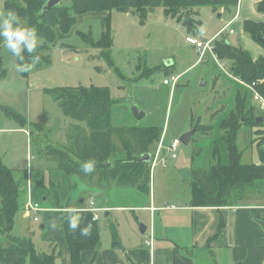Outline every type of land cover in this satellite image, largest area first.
<instances>
[{"label": "rangeland", "instance_id": "1", "mask_svg": "<svg viewBox=\"0 0 264 264\" xmlns=\"http://www.w3.org/2000/svg\"><path fill=\"white\" fill-rule=\"evenodd\" d=\"M8 1L11 0H0V14L6 15L9 11L5 7ZM249 1L251 0L241 3L242 17L226 28L223 39L234 47H242L251 52L255 57L264 56V47L243 29V21L247 17L256 22H264V14L259 13L254 4L250 14L247 7ZM63 2L68 4L67 0ZM198 10L199 19L203 24L192 33L176 20L166 17L163 8H157L151 13L145 23H141L140 18L132 12H112L110 27L114 44L110 52L111 63L101 56L100 49L91 47L80 36L91 35L95 42L100 39L105 30V17L102 18L99 13H94L95 17H92L91 13L78 16L76 25L68 34H61L59 31L50 50L51 64L35 63L27 76L17 70L20 67L17 57L6 45L3 46L0 52V158L17 178L22 203L27 201L24 192L27 186L32 184L33 193L39 195L44 191V182L40 181V178L46 179L47 187L50 172L66 174L58 169L53 149L73 155L75 136L78 130H87V125L66 116L49 91L78 86L110 89L114 102V126L158 127L162 132L161 146L164 149L170 148L174 141L180 142L178 160L167 170L164 169L168 166L162 169L157 167L152 179L154 181L155 178L156 190L165 191L169 186L162 188L159 177L166 176L167 173L169 179L172 173L177 174L182 184H177L178 189L175 191H178L180 197L173 198L178 201L184 199L190 186V179L186 178V174L191 170L193 157L195 166L197 161L205 168L212 158L209 156L210 139L205 142L199 139L200 133H206L207 130L197 131L200 133L189 145L182 144L180 138L194 128L197 130L198 124L208 125L212 116L210 109L222 97L229 95V90L222 87L223 83L218 82L219 75H212L213 67L209 62L200 63V60L194 65L200 56L187 42V37L192 36L191 38H197L204 43L213 41L206 36L218 32L234 17L235 11L216 13L207 6ZM231 30L233 33H230ZM3 40L7 42L5 37ZM189 67L190 69L182 74ZM224 67L228 66L225 64ZM172 74L179 75L177 85H164V81L170 79ZM202 81H207L206 87L201 86ZM229 102L230 99L228 104ZM254 104L257 105L255 101ZM131 105L137 106L146 117L136 121L131 114ZM221 109L220 107V111ZM15 113L24 118L25 126L22 127L20 122L15 120ZM259 127L244 126L239 132L238 146L244 154V163L259 164L261 161L256 140L257 131L262 130ZM157 146L155 144L151 148L150 156L156 153ZM177 162L179 166L176 170L174 164ZM27 171H32L31 182L26 181ZM78 181L81 182L79 179ZM176 181L171 179L165 183L174 185ZM64 186L65 183L61 181L59 192L62 194V200L61 196L55 200L59 205H65ZM73 187L75 189L76 184H73ZM89 195L97 205L103 204L102 195L84 193L83 198L88 200ZM259 200L263 201L264 197ZM104 213H101L99 223L102 230ZM33 217L34 214L25 220L23 214H19L15 233L30 239L41 254H50L53 248L60 252L55 244L45 240L47 231L42 229L45 220L47 225L54 220V214L42 211L37 214L38 222H35Z\"/></svg>", "mask_w": 264, "mask_h": 264}, {"label": "trees", "instance_id": "2", "mask_svg": "<svg viewBox=\"0 0 264 264\" xmlns=\"http://www.w3.org/2000/svg\"><path fill=\"white\" fill-rule=\"evenodd\" d=\"M48 1L11 0L5 4L8 10L15 11L21 17V27L35 28V36L42 37V42L32 53H28L27 48L21 45L23 59L17 57L20 67L31 65L33 61L38 65H50V50L58 32L68 34L76 25L77 17L88 13H104L105 30L96 42L91 35L80 36L91 47L100 49L101 56L111 63L110 52L114 44L110 27L112 12H132L140 18L141 23H145L157 8H163L166 17L176 20L192 33L202 23L198 20L200 7H210L216 13L221 10L232 12L238 9L240 3V0H67L68 4H64L62 0L61 5L42 14V9ZM257 11L264 14V0H257ZM244 31L264 47V22L247 20L244 23ZM7 43L0 36V52ZM214 47L215 57L222 63L230 64V74L244 84H254V90L264 98V56L255 59L251 52L242 47H234L224 39L215 40ZM37 56L39 60H36ZM28 72H22V75L27 76ZM49 92L66 116L87 125V130L80 129L75 136L73 155L53 149L58 169L77 177L89 186L96 179L98 186L104 190L127 187L149 195L152 171L151 163L146 161V157L151 154V148L160 141V129L155 126L115 127L112 123L114 102L108 87H64ZM248 114L250 113H247V116ZM260 117L264 119V113ZM14 118L22 127L25 126L21 115L15 113ZM243 118L246 120L245 101L238 97L236 111L220 124L221 142L228 154L229 164H222L219 148L215 146V163L207 168L192 166L191 207L240 206L238 204L245 200L247 192L252 191L256 197L254 200L258 201L264 197V149L261 147V135L264 132L258 130L256 138L261 163L244 164L242 152L237 145ZM257 118L246 120L247 124L251 127H264V121L257 122ZM200 129H208L209 135L212 133L211 127L200 125L195 133H199L197 131ZM121 155H124V158H118ZM89 160L95 161V167L93 172L85 174L81 170L82 164ZM111 162L113 164L109 165ZM52 193V201L55 202L58 193L54 190ZM23 204L19 183L13 171L4 165L0 158V264H55V253L41 254L30 239L15 233ZM79 215L76 229L70 230V218ZM56 216L63 228L71 264H84L82 253L86 250H96L100 246L99 223L93 220V214L89 211H58ZM84 229L88 232L81 235ZM111 231L112 244L117 247L118 234L113 226Z\"/></svg>", "mask_w": 264, "mask_h": 264}, {"label": "crops", "instance_id": "3", "mask_svg": "<svg viewBox=\"0 0 264 264\" xmlns=\"http://www.w3.org/2000/svg\"><path fill=\"white\" fill-rule=\"evenodd\" d=\"M243 1L244 0H240L234 17L226 25L219 29L218 32L212 33L206 37H209L213 42L215 40H223L224 34L227 30L226 28L242 17L243 10L241 8V3ZM253 4L257 10V0H251L248 2L247 7L250 14H252L251 7ZM220 13L224 14V11L221 10ZM93 14L94 13H91L90 15L95 17ZM99 14L102 18L106 17L104 13ZM198 20H200L199 17ZM247 20L252 19L247 17L245 21ZM200 21L202 22V25L203 21ZM245 21H243V29ZM198 41L202 40L198 39ZM192 46L200 56V51L196 46ZM253 57L255 59L258 58L254 55ZM200 59L201 56L194 65H196ZM204 62H209L212 65V75H219L218 82H221V84L223 83L222 87L229 90V95L222 97L210 109L212 115L211 121L208 125H204L209 126V128L211 127L212 133L209 135L207 133L208 129L206 133L199 132L201 135L199 139L201 142L210 139L208 144L211 146L209 156H211L212 160H209L206 165L209 166L210 164L215 163L213 158L215 146L219 148V155L222 164L228 165V154L221 142V121L236 111L238 97L245 101L246 120L258 117L257 119L259 120L257 122H263L264 119L260 117L263 112L256 104H254L255 100L253 99L252 90L248 88V85L234 78L230 74L229 63H222L217 57L214 58L209 54H207L200 63ZM225 64L228 66L227 68L224 67ZM189 69L190 67L184 70L182 74ZM174 75L176 76V74H172V76ZM201 86L206 87L207 81H202ZM229 99L230 102L228 104ZM220 107L222 108L221 111ZM251 109L254 110L252 111ZM247 113L250 114L247 116ZM145 117L146 114L143 118ZM246 120L243 118V125L240 130L244 126H249ZM198 125H196V127ZM133 127L142 126L133 125ZM259 128L264 132V127ZM197 134L198 133L193 134L190 143ZM263 134L261 135L262 141L264 138ZM160 141L157 143L158 146ZM261 147L264 149L263 142ZM243 157L244 154H242V162ZM118 158H124V155H121ZM177 160L178 159L170 160L168 168L164 170L169 169ZM150 161L151 160H149V162ZM111 164L113 163L111 162L110 165ZM178 166V162L174 164L176 170L178 169ZM191 166H195V160L191 163ZM196 166L205 168L197 161ZM27 172L26 181L31 182V179L33 180L32 171ZM66 174L61 175L56 172L52 174L50 172L49 186L47 187L45 186L46 179L40 178V181L44 182L42 183V190L44 191L39 195L33 193V186L31 184V195L33 200L40 204L43 211L54 214V220L48 225L45 220V225L42 226V229L47 231L46 239H44L51 244H55L56 248L60 250V252H57L56 249L49 246V248H53L52 253L56 254L55 264H71L70 254L68 253L65 244L64 232L56 218V212L89 211L90 208L95 209V212L98 215V223L101 222V213H106H104V220L102 221V223H104V230H102V227L99 224L100 246L96 250H86L82 253L81 257L84 264H264V200H254L256 197H254L255 195L253 191L249 193L247 192L245 200L241 204H238L240 206L195 208L190 205L191 170L186 174V178L190 179V186L182 201L173 198L174 196L180 197L178 191L175 190L178 189L177 184L180 186L182 184L175 173H172L171 178L169 176V179L167 173L166 176L159 177V182L162 188L167 185L169 186V189L165 191L156 190L155 178L154 181L152 179L151 193L149 195L127 187L104 190L98 186L96 179L89 186ZM15 179L17 180V178ZM171 179H176V184L169 185L165 183V181ZM61 181L65 183L64 190L66 192L63 194L65 205H59V203H55L51 199L53 195L52 190H54L58 193V197L61 196L62 200V194L59 192ZM70 181H72V183ZM73 184H76L75 189ZM24 192H26L25 196L27 197L28 187ZM84 193L102 195L104 199L103 204L97 205L96 202L92 200L93 198L91 195H89L90 198L88 200L83 198ZM260 195H262V193ZM91 202L94 203V206L91 205ZM25 203L26 202H24V204ZM24 204L21 208L22 213L20 212V214H23L24 219L28 220L33 214L27 216V213L24 210ZM36 217L37 215L34 214L33 219ZM78 217L80 219V215ZM111 226L116 229L118 234L119 245L117 247L112 244ZM152 235L154 241L152 247H149L147 246L146 241H148Z\"/></svg>", "mask_w": 264, "mask_h": 264}, {"label": "built area", "instance_id": "4", "mask_svg": "<svg viewBox=\"0 0 264 264\" xmlns=\"http://www.w3.org/2000/svg\"><path fill=\"white\" fill-rule=\"evenodd\" d=\"M233 33V31H231ZM187 42L190 43L191 45L196 46V48L200 51V56L202 60L203 58H205L207 56V54L211 55L212 57H215V52H214V42L210 41L208 43H204L201 41H198L197 39L194 38H187ZM179 81V76H172L170 79L165 80L164 84L165 85H172L175 86L177 85ZM248 88L252 90V95H253V99L256 101L257 106L259 107V109L264 113V98L257 92L254 90V84L253 85H248ZM264 135V134H263ZM180 142L179 141H174L172 143V145L170 146V148L168 149H164L161 146V141L160 144L156 150V153L153 156H150V163H151V170L152 172L155 171V169L157 167H161V168H166L170 162V160H176L179 158L178 156V151L180 148ZM263 147H264V138H263ZM28 187V194H27V201L24 204V210L27 213V215L29 214H35L37 215L38 213L43 211V208L40 206L39 203H36L33 198H32V191H31V185L27 186ZM91 205L94 206V203L91 202ZM89 212H91L93 214V220L97 221L98 220V215L95 212L94 208H90ZM36 222L39 220L38 217H36L34 219ZM153 235L150 237V239L148 241H146L147 246L152 247L153 245Z\"/></svg>", "mask_w": 264, "mask_h": 264}, {"label": "clouds", "instance_id": "5", "mask_svg": "<svg viewBox=\"0 0 264 264\" xmlns=\"http://www.w3.org/2000/svg\"><path fill=\"white\" fill-rule=\"evenodd\" d=\"M21 17L12 10H9L6 15L0 14V36L5 37L7 39V48L11 51V53L23 59L21 55V45L27 48L28 53H32L38 44L42 42V37L35 36V28L26 29L21 27L20 25ZM36 60H39V57H36ZM35 61L33 64L27 66L18 67V71L26 72L31 71L32 67H34ZM95 167V161L89 160L87 163L82 164L81 170L85 173L93 172ZM79 222V218L77 216H72L70 218L69 229L74 231ZM88 232L87 229L81 231V235H86Z\"/></svg>", "mask_w": 264, "mask_h": 264}, {"label": "water", "instance_id": "6", "mask_svg": "<svg viewBox=\"0 0 264 264\" xmlns=\"http://www.w3.org/2000/svg\"><path fill=\"white\" fill-rule=\"evenodd\" d=\"M62 4V0H49L43 7L42 9V14L48 12L49 10H51L52 8L61 5ZM264 41V40H263ZM130 110L131 113L133 115V117L136 120H141L145 114L135 105H131L130 106ZM196 132V128L192 129L191 131L185 133L181 138L180 141L182 142V144L184 145H188L193 137V134ZM150 160V155H148L146 157V161ZM110 165V163H109Z\"/></svg>", "mask_w": 264, "mask_h": 264}]
</instances>
